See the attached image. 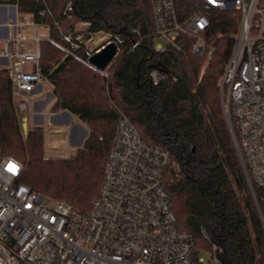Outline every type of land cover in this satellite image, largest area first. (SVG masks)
I'll use <instances>...</instances> for the list:
<instances>
[{"label": "trees", "instance_id": "1", "mask_svg": "<svg viewBox=\"0 0 264 264\" xmlns=\"http://www.w3.org/2000/svg\"><path fill=\"white\" fill-rule=\"evenodd\" d=\"M175 2L181 18L193 13L208 17L209 44L239 33L237 11L207 7L203 0ZM0 5H15L48 29V39L40 42V69L55 86L50 111L67 110L90 131L76 156L45 159L43 128L37 126L22 138L9 72L0 69V150L21 161L23 183L89 211L101 188L121 111L144 141L171 152L168 191L179 228L195 235V257L216 245L221 264H264V226L219 87L234 39L224 55L211 60L191 53V38H184L181 51L167 44L157 49L151 0H0ZM78 23L87 24L84 32L75 29ZM100 32L111 35L120 49L104 72L89 64L90 53L79 38ZM158 63L168 71L154 69ZM254 188L263 205L261 189L255 183Z\"/></svg>", "mask_w": 264, "mask_h": 264}, {"label": "built area", "instance_id": "2", "mask_svg": "<svg viewBox=\"0 0 264 264\" xmlns=\"http://www.w3.org/2000/svg\"><path fill=\"white\" fill-rule=\"evenodd\" d=\"M203 1L239 12V33L209 44L206 15L181 18L175 0H151L155 36L178 51L184 38H191V53L207 54L208 60L218 53L222 37L227 39L223 53L231 39L236 41L219 80L222 106L252 185L262 191L263 205L255 195L264 218V0ZM38 27L18 17L9 25L0 69L8 70L13 96L24 108L40 104L43 110L45 101L39 98L47 96L48 80L40 69V42L49 35L36 31L29 38L27 32ZM30 42L33 51L26 48ZM62 112L50 111L49 117L63 122ZM118 115L101 188L87 212L34 192L21 181V161L0 150V264H205L195 257V235L178 225L167 186L171 152L144 141L129 117L121 111ZM27 120L23 118L25 134L33 129ZM10 163L17 166L15 174L8 171ZM202 234L208 237L204 229ZM218 252L213 245L209 264H221Z\"/></svg>", "mask_w": 264, "mask_h": 264}, {"label": "rangeland", "instance_id": "3", "mask_svg": "<svg viewBox=\"0 0 264 264\" xmlns=\"http://www.w3.org/2000/svg\"><path fill=\"white\" fill-rule=\"evenodd\" d=\"M11 10L12 9L10 8V9H8L7 12H4V15L2 18L3 21L2 22L0 21V24L10 25L9 20L10 19L13 20L14 16H17L20 21H26V22L32 21L33 22V18L31 15L21 14L19 12L17 15H15V12L13 10L12 11ZM86 28H87V24L78 23L75 25V29L77 31H80V32H84ZM38 29H41V30H37V29L35 30L34 28H28L27 29V32L29 33L28 37L31 38L36 31L47 32L46 30H48L47 28H43V27H38ZM86 36L87 35L85 33H83L80 35L79 38H81V40L84 41L85 48L88 50L90 55L94 51L99 49L101 46H103L105 43L112 40L111 35L106 34L104 32L93 34L89 38H86ZM4 42H5L4 40H2V39L0 40V55L3 53V50H4ZM156 43L161 44L163 47L166 46V42L163 39H158ZM226 43H227V39L223 38V37H222V39H220L216 43L217 48H218L217 54H219V55L225 54L223 52H224V48H225ZM26 48L29 51H33L35 49V44L30 42V43L26 44ZM64 52H66L67 55L72 54V51L70 49H65ZM204 69H203V71H204ZM105 71H107V70H105ZM54 89H55L54 84H52L48 80V84L46 87L48 94H47V96H43V97L39 98L40 101H46L44 104L43 110L39 109L40 104H37L34 107L24 108L23 104H21L20 101L15 97H14V103L16 105V110L18 113V121H19L20 127H21L22 138L25 140L27 138L28 134L30 133V131H29L28 134H25L23 131V127H22L23 118L28 117L27 122L28 123L31 122L32 128H35L37 126H40L41 128H43V132H44L43 157L45 159H48V158L69 159L71 157L76 156L79 149L83 148L85 140L89 136L90 131L86 127V125L83 124V122H81L79 120V118L76 117L75 125H80L81 128L83 129V131H82V136L80 138L79 143L71 144L70 128L66 129L63 124H56V123L51 122L50 117H49V112L51 110V106L54 103V96H55L54 95ZM60 111H62V110H60ZM33 113H34L33 118L30 119L31 114H33ZM38 118H40V120H41L40 122H38ZM80 123H82V124H80ZM46 197H48V196H46ZM56 201H58V200H56ZM201 257L206 261L205 264H209V262L211 261V257L207 253L201 254Z\"/></svg>", "mask_w": 264, "mask_h": 264}, {"label": "water", "instance_id": "4", "mask_svg": "<svg viewBox=\"0 0 264 264\" xmlns=\"http://www.w3.org/2000/svg\"><path fill=\"white\" fill-rule=\"evenodd\" d=\"M208 7V5H207ZM12 9L14 12H15V15H17V6L15 5H0V11H4V12H7L8 9ZM17 16H14L13 17V20L9 23V24H13L16 22V18ZM5 28H8L9 30V25H6L5 24ZM8 37H6L4 40H6ZM120 52V49L118 47V44L114 41V40H110L108 41L107 43H105L103 46H101L99 49H97L96 51H94L88 58V62L91 66H93L94 68H96L97 70L101 71V72H104L105 70H107L109 68V66L114 62V60L116 59V57L118 56ZM154 69L156 70H160V71H163V72H167V68H165L162 64L158 63V64H155L153 66ZM67 114H69L70 116V119H72V115L71 113H69V111L67 110H64ZM230 129V127H229ZM230 132H231V129H230ZM231 135H232V132H231ZM232 138H233V141H234V137L232 135ZM235 143V142H234ZM236 145V144H235ZM237 149V147H236ZM237 152H238V149H237ZM238 155L240 157V160H241V163H242V166L244 168V171H245V174L247 176V180H248V183H249V186H250V189H251V192H252V195L254 197V200H255V203H256V206H257V209H258V212H259V215L261 217V220H262V223H263V226H264V218L262 216V213H261V210L259 208V204H258V201H257V198H256V195H255V191H254V187L252 185V182L250 180V177H249V174H248V171L246 169V166L238 152Z\"/></svg>", "mask_w": 264, "mask_h": 264}, {"label": "crops", "instance_id": "5", "mask_svg": "<svg viewBox=\"0 0 264 264\" xmlns=\"http://www.w3.org/2000/svg\"><path fill=\"white\" fill-rule=\"evenodd\" d=\"M17 14H18V9H17ZM3 15H4V11H0V21L1 22L3 21L2 20ZM11 21H12V19L9 20V22H11ZM9 31L10 30H8V28H5V26L4 27H1L0 28V40L1 39L4 40L6 37H8L10 35V32ZM46 31H47L46 33L49 35L48 30H46ZM3 64H6V61H3ZM62 111L63 112L62 113H59L58 115L59 116H62L65 121L63 120V122L56 123L55 122V117H52V118H50L51 122L52 123H56V124H63L65 122L71 123V128H70V135H71V140L70 141H71V144L79 143L80 138L82 136L83 129L81 128L80 125H75V119H76V116L75 115H73L71 113L72 119H70L69 114H67L64 110H62ZM40 121H41L40 118H38V122H40ZM80 124H82V123H80ZM64 126H65V124H64Z\"/></svg>", "mask_w": 264, "mask_h": 264}, {"label": "snow or ice", "instance_id": "6", "mask_svg": "<svg viewBox=\"0 0 264 264\" xmlns=\"http://www.w3.org/2000/svg\"><path fill=\"white\" fill-rule=\"evenodd\" d=\"M8 171H10V172H12L13 174H15L16 171H17V166H16L15 164L10 163V164L8 165Z\"/></svg>", "mask_w": 264, "mask_h": 264}, {"label": "bare ground", "instance_id": "7", "mask_svg": "<svg viewBox=\"0 0 264 264\" xmlns=\"http://www.w3.org/2000/svg\"><path fill=\"white\" fill-rule=\"evenodd\" d=\"M4 26H5V25H3V24H0V28H1V27H4Z\"/></svg>", "mask_w": 264, "mask_h": 264}]
</instances>
